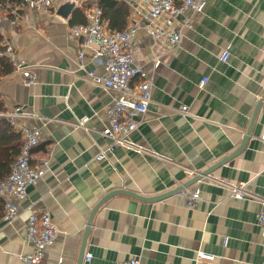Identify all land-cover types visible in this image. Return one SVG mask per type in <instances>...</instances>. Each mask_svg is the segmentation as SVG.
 Returning <instances> with one entry per match:
<instances>
[{
	"label": "crops",
	"instance_id": "1",
	"mask_svg": "<svg viewBox=\"0 0 264 264\" xmlns=\"http://www.w3.org/2000/svg\"><path fill=\"white\" fill-rule=\"evenodd\" d=\"M17 2L0 0V32L38 79L25 85L18 73L0 75L5 107L0 115L9 119L4 113L21 107L26 115L12 121L17 131L23 123L40 128L32 163L44 173L27 197L16 199L19 213L12 221L4 219L0 195V264H24L21 255L33 250L26 237L28 216L45 209L59 233L42 264H59L60 257L61 264H77L90 212L108 191L127 188L153 196L184 184L241 145L263 99L247 144L186 187L200 190L195 206L187 207L180 192L154 201L117 194L95 214L86 246L92 259L84 260L125 264L137 255L141 264H196L202 250L214 255L210 264H261L264 0H207L203 10L188 11L193 26L184 28L181 44L157 66L153 38L144 28L136 32L135 60L153 80L149 109L128 136L142 150L115 145L102 133L117 91L88 74L106 72L91 48L83 59L86 67H79L83 47L68 33L69 25L86 20L85 9L97 0H54L52 12ZM16 5L19 16L13 13ZM238 182L246 183L245 198L227 186Z\"/></svg>",
	"mask_w": 264,
	"mask_h": 264
},
{
	"label": "built area",
	"instance_id": "2",
	"mask_svg": "<svg viewBox=\"0 0 264 264\" xmlns=\"http://www.w3.org/2000/svg\"><path fill=\"white\" fill-rule=\"evenodd\" d=\"M20 1L28 7L46 12H52L54 4V0ZM98 1L85 9L86 21L69 25L68 33L71 38L79 39L83 47L78 59L79 67H86L83 59L86 49L91 48L93 59L103 65L106 72L98 73L91 69L88 70V74L95 83L117 91V95L106 109L110 123L102 133L112 138L115 145L140 149L135 142L128 139V136L139 128L143 115L149 109L153 80L145 67L136 62L132 38L140 28H144L154 40L153 65H159L166 52L174 50L181 44L184 28L193 26L188 11L203 10L207 0H121L129 6L131 14L127 26L122 30L110 28ZM19 8V5L13 8V13L17 16L20 15ZM2 20L0 17V31ZM0 54L11 61L12 72L20 74L25 85L37 82V71L28 61L17 55L12 43H5ZM206 80L207 78H204L201 84L204 85ZM180 110L186 113L188 105H181ZM4 114L11 121L17 116L26 115L21 107ZM19 130L23 137L22 150L12 164L11 172L0 181V195L4 197V219L7 221H12L19 213L16 199L27 197L29 187L44 173L42 167L34 166L32 163L33 149L42 139L40 128L23 123ZM104 155V152L100 153L98 158ZM227 186L235 197H246L245 182ZM180 194L185 197V205L189 208L195 206L201 199L198 188H185ZM257 223L262 235L261 244L264 247V211L258 214ZM58 233L59 228L50 210L45 209L41 213L32 211L28 216L26 237L33 250L21 255L24 264H42L45 249L55 242ZM91 259L92 253H86L85 260ZM214 259V255L202 250L197 251L195 257L196 264H210ZM62 262L63 257H60L59 264ZM125 264H141V259L133 255ZM261 264H264V261Z\"/></svg>",
	"mask_w": 264,
	"mask_h": 264
},
{
	"label": "trees",
	"instance_id": "3",
	"mask_svg": "<svg viewBox=\"0 0 264 264\" xmlns=\"http://www.w3.org/2000/svg\"><path fill=\"white\" fill-rule=\"evenodd\" d=\"M20 1V0H19ZM103 8V17L109 22L112 29H124L130 20V8L121 0H99ZM86 20L84 19L83 22ZM78 23V22H77ZM5 47L4 37L0 32V51ZM13 71L11 61L0 54V75ZM4 103L0 98V112L4 111ZM22 133L14 127L12 121L0 115V181L4 179L12 169V164L22 150Z\"/></svg>",
	"mask_w": 264,
	"mask_h": 264
},
{
	"label": "water",
	"instance_id": "4",
	"mask_svg": "<svg viewBox=\"0 0 264 264\" xmlns=\"http://www.w3.org/2000/svg\"><path fill=\"white\" fill-rule=\"evenodd\" d=\"M264 98V95H263ZM263 103V99H260L259 102L257 103L254 113H253V117L250 123V126L247 130V133L241 143V145H239V147L237 149H235V151H233L231 154H229L227 157L221 159L220 161H218L217 163L209 166L208 168L197 172L194 174V176H192L188 181H186L184 184H181L177 187H175L174 189H171L170 191L164 192V193H160L158 195H153V196H146L140 193H137L135 191L129 190L127 188H115L112 189L110 191H108L99 201L98 203L93 207V209L90 212L88 221H87V225L85 227L84 230V235H83V241H82V247H81V251H80V255H79V259H78V263L77 264H84V260H85V256H86V246H87V241H88V237L91 233L92 230V225H93V219L95 217V214L97 213L98 209L111 197L117 195V194H125L134 198H138V199H142V200H146V201H154V200H158L161 198H164L170 194L173 193H177L182 191L183 189H185L186 187H188L189 185L195 183L196 181H198L199 179H201L203 176L208 175L209 173H211L217 166H219L220 164L226 162L227 160H229L232 156H234L237 152H239L248 142L249 137L251 136L252 133V129H253V124L255 122V119L257 117L258 111L261 107Z\"/></svg>",
	"mask_w": 264,
	"mask_h": 264
}]
</instances>
